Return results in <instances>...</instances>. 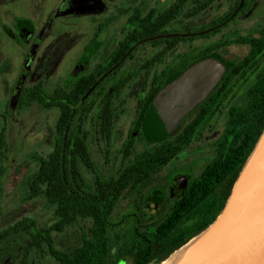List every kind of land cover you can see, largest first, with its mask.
I'll use <instances>...</instances> for the list:
<instances>
[{
	"label": "flooded vegetation",
	"instance_id": "flooded-vegetation-1",
	"mask_svg": "<svg viewBox=\"0 0 264 264\" xmlns=\"http://www.w3.org/2000/svg\"><path fill=\"white\" fill-rule=\"evenodd\" d=\"M174 1L168 4L160 1L152 3V0H66L65 3H61L58 12L65 13L67 21L73 22L74 26L65 30L66 33L72 34L70 36L72 40H67V42L68 45L71 44L73 52L71 51L69 66L65 71L63 70L62 74L56 69L53 70L54 66L59 65L62 51L59 52L58 46L51 40L49 47L52 70L55 76L63 77V84L56 83L51 92L46 89L41 80L32 85L43 84L47 94L51 95V100L53 98L63 100L68 106L73 105L72 100L78 93L91 87L80 102L87 100L83 114L79 118L78 116L73 117L77 120V124L74 125L75 129L69 133V138H66L69 140V146L77 147L78 137L86 144L91 166L83 161L78 162L77 166L89 182L96 184L100 177L116 176L125 166L133 165L146 170L147 176L142 179L143 181H139L141 186L133 194L125 193L120 196V198H138L141 209L132 205V211L129 216L127 215L131 221V229L119 227L124 225L127 216L122 218L124 219L122 222L116 224L119 239L113 245V251L109 254L107 264H137L143 261H150L148 264H163L171 256L162 260L166 251L205 224L209 216L207 209H203L201 215L182 224L179 232L176 230L168 236L166 233H168L167 228L171 215V201L195 198V195H199V198H218L220 194V198H223L225 184L227 187L232 178L231 173L228 172L226 183H223V177L218 179L214 171L216 165L214 162L218 160V156L223 151L221 137L226 129L230 109L234 106L231 105L233 98H227L219 110L207 109L206 104L203 103L217 87L200 105L184 117L175 131L163 140L153 139L150 127V108L156 99L154 92L157 90L161 92L175 78L188 74L204 60L216 59L218 42L215 38L221 29L210 36L204 35L203 32L206 34L213 32V28L206 29V27L225 17L229 9L226 0H219L203 11L201 4H196L192 16L190 11H185L183 12L184 18H179L175 22L179 31L176 36L168 33L169 24L165 28L166 33L163 34L159 32L164 29L161 31L153 29L151 24L147 28L139 27V20L147 22L150 15L164 13ZM19 2L20 0H0V8L2 5H8L16 9L15 6ZM220 2H223L226 11L219 16L211 17L208 21H202L207 19L208 14H211ZM249 9V7L243 10L240 8L224 23L225 26L232 24ZM138 16L142 19L138 20ZM41 19L40 9L34 11L33 18H24L15 10L7 12L6 15H0V36L5 34V41L11 44L10 51L6 52L7 57H19L24 61V68L13 85V96H16L15 107H17L20 94L27 88L24 85L27 77L32 71L37 72L34 63L38 54L43 52V43L49 40L46 34H40ZM118 24L117 34L104 36ZM171 37L180 38L181 41H171ZM202 40L206 42L209 40L210 44L207 43L209 46L205 45L203 48L194 46L201 44ZM183 47L193 50L185 51L177 57V53ZM209 49L210 52L207 51ZM260 67H264V62ZM57 94H60L59 97H56ZM131 99L135 101L133 119L118 152L119 157L116 156L117 165L114 173L106 177L93 156V149L95 148L104 156L112 154L119 114L125 111ZM209 102L211 103L212 100ZM54 108L58 114V121L60 108ZM73 108L76 110L77 106ZM210 111L211 114L208 115ZM108 113L112 117L110 131ZM2 117L5 118L4 115ZM223 117H225L223 126L218 130ZM55 133L56 130L52 151L55 146ZM180 135L184 138L193 135L192 142L180 148H165L167 154H174L173 158L170 162L154 169L150 162L152 153L163 150L154 145L170 139L174 140ZM73 152L74 150L71 149V156ZM72 160L71 158L69 166H73ZM146 160L149 162L145 163ZM209 169L212 171H208ZM206 172H210L209 175ZM219 184L221 185L220 191L217 189ZM141 198H145L149 204H144L145 206L141 204L144 203ZM86 222L89 221L83 220L79 223L82 234L77 246L83 243L90 232V225L89 228L81 226ZM54 223L55 221L48 227L53 226ZM66 229L58 231L51 228V238L54 249L65 252L70 259L77 246L60 249L54 239L55 233H62ZM123 240L130 242L138 240L140 249L134 252L127 251L130 245L122 243ZM28 247H30L29 244L23 243L15 255L8 254L5 258H0V264H34L32 255L37 251H45V248L54 262L62 264L52 255L49 245L34 248L33 251ZM148 247L151 248L148 250Z\"/></svg>",
	"mask_w": 264,
	"mask_h": 264
},
{
	"label": "trees",
	"instance_id": "trees-1",
	"mask_svg": "<svg viewBox=\"0 0 264 264\" xmlns=\"http://www.w3.org/2000/svg\"><path fill=\"white\" fill-rule=\"evenodd\" d=\"M219 0H175L168 10L161 14H152L147 18V22L140 21L139 27L147 28L151 24L153 29H159V34L166 33L165 28L169 24L168 33L176 36L179 31L175 22L179 18H184L183 12L190 11L194 14L196 4H201V10H205ZM259 0H226L228 11L225 17L218 19L206 29H212L213 32L205 33L210 36L218 33L226 24H224L240 8H251ZM189 9V10H187ZM241 12V10H240ZM239 12V13H240ZM165 26V27H163ZM176 28V29H175ZM215 28V29H214ZM208 32V31H207ZM142 34V32H140ZM158 34V33H157ZM205 36V37H206ZM171 41L179 42L180 38L171 37ZM241 42L249 47L248 54L242 59L229 62H219L217 59H207L202 63H213L221 68L223 78L215 91L203 103L208 110L216 108L219 110L221 104L227 98H233L249 83L250 78L256 74L261 64L264 62V25L254 30L253 34L241 39ZM218 50V49H217ZM210 52V49L207 50ZM178 78V77H177ZM176 79V78H175ZM174 79V80H175ZM91 86V85H90ZM89 87V86H88ZM91 88V87H89ZM88 89L77 94L72 100V106L65 104L63 100H51L43 84L27 87L20 94L17 101V111L21 112L33 105H42L46 108H60V116L55 126V146L53 151L46 158H39L38 170L27 182L28 195L31 199L40 198L49 206L55 209V223L53 226H40L32 218H23L20 221L8 226L0 231V258H5L8 254L18 253L19 246L23 243L29 244V250L49 245L52 255L62 264H107L109 254L113 251L114 243L118 242L119 235L116 231L118 225L114 222V214L119 204L123 200H129V204L140 208L138 198H120L123 194H133L141 185L146 177V170L135 166H125L122 171L109 178L100 177L98 183L89 182L83 175L82 170L77 166L80 161L91 166L90 154L87 146L78 137L77 147L69 146V133L75 129L78 118L83 114V108L87 100L80 103ZM160 93V90L154 92V98ZM57 94L56 97H59ZM54 97V96H53ZM212 102L210 103L209 101ZM71 102V101H70ZM202 104V105H203ZM73 106H77L74 110ZM151 109V108H150ZM211 114V111L208 115ZM108 128L111 127V114L108 113ZM264 130V73L260 74L258 79L247 89L246 100L241 106H233L230 109L226 129L221 137L223 151L218 156L214 171L218 179L223 177V183H226L228 172L231 173L230 183L225 184L223 198H182L171 201L169 218L168 236L174 231H180V227L191 218L201 215L203 209L208 211V220L200 228L190 234L186 239H182L176 245L170 247L162 260L167 259L175 251L184 246L192 238L200 234L209 227L223 210L248 157L254 149L259 137ZM193 135L183 137L180 135L174 140L160 142L154 145L163 150L152 153L150 162L154 169L171 161L174 154L166 153L165 148H180L187 146L192 142ZM73 149V155L70 150ZM78 149V150H75ZM71 158L73 166L71 164ZM149 162L146 160L145 163ZM208 171H212L209 169ZM207 173V172H206ZM210 173V172H209ZM207 173V175H209ZM146 179V178H145ZM135 185V186H134ZM218 191L221 185L217 186ZM143 199L144 203L149 204ZM144 205V206H145ZM141 209V208H140ZM83 220L90 222V232L83 243L74 248L73 255L69 259L65 252L57 251L53 247L51 238V228L63 231L71 225H79ZM134 235V232H132ZM122 243L129 244L127 251H138L140 247L137 241L123 240ZM130 248V249H129ZM151 247H148V250ZM124 250V249H123ZM30 252V251H29ZM16 257V256H15ZM13 258V256L11 257ZM150 261H143L137 264H148Z\"/></svg>",
	"mask_w": 264,
	"mask_h": 264
},
{
	"label": "rangeland",
	"instance_id": "rangeland-1",
	"mask_svg": "<svg viewBox=\"0 0 264 264\" xmlns=\"http://www.w3.org/2000/svg\"><path fill=\"white\" fill-rule=\"evenodd\" d=\"M65 1L20 0L15 6L16 9L8 5H2L0 8L1 16L15 10L24 18H33L35 10L40 9L41 11L40 34H46L49 40L43 43V52L39 53L41 55L37 53L38 57L34 63L37 72L33 73L32 71L27 77L24 84L27 87L41 80L46 89L51 92L56 83L63 84V77L55 76L53 70L56 69L62 74L63 70L65 71L66 67L69 66V60L73 52L71 44L68 45L67 42V40H72L70 38L72 34L65 31L74 26L73 22L71 20L67 21L65 13L58 12L61 3H65ZM159 1L170 4L173 0H152V3ZM225 9L223 2L218 3L215 10L208 14L207 19L202 21H208L211 17L223 14L226 11ZM262 24H264V0H259L247 13L239 16L232 24L224 26L220 30L215 38L218 42L216 59L223 63L245 57L248 54L249 47L242 43L241 39L253 34L254 30ZM118 28L119 24L104 36L117 34ZM5 37V34L0 36V231L23 218H32L43 227L50 226L54 221L55 209L40 198L31 199L28 195L27 182L38 170L39 158H46L52 151L58 114L55 108H46L37 104L21 112L17 111L15 107L16 96H13V85L20 71L24 68V61L19 57H7L6 52L10 51L11 44L5 41ZM50 40L56 43L59 52L62 51L59 65L54 66L53 70L51 53L49 52ZM209 42V40L207 42L202 40L201 44L194 46L203 48L205 45L209 46L207 44ZM192 50L183 47L177 53V57L185 51ZM262 73H264V67H260L249 83L242 90H239L236 96L233 97L231 105H243L246 90ZM134 107L135 101L131 99L125 111L119 114L112 154L104 156L95 148L93 149V156L106 177L114 173L117 165L116 156L119 157L118 152L127 136L128 127L134 115ZM224 120L225 117H223V122L219 125L218 130L222 128ZM131 207L129 200H123L119 204L114 214L115 224L122 222L124 216H129L132 211ZM128 216L124 225L119 227L127 230L131 229V221ZM89 225L90 222L81 224V226L87 228H89ZM81 234L80 226L73 225L67 227L62 233H55L54 239L58 248L68 249L76 247L80 243ZM32 260L34 264H58L50 258L46 248L43 252H35L32 255Z\"/></svg>",
	"mask_w": 264,
	"mask_h": 264
},
{
	"label": "water",
	"instance_id": "water-1",
	"mask_svg": "<svg viewBox=\"0 0 264 264\" xmlns=\"http://www.w3.org/2000/svg\"><path fill=\"white\" fill-rule=\"evenodd\" d=\"M222 78L221 68L207 62L164 88L151 107L153 139L175 131ZM183 248L178 264H264V130L219 216Z\"/></svg>",
	"mask_w": 264,
	"mask_h": 264
},
{
	"label": "bare ground",
	"instance_id": "bare-ground-1",
	"mask_svg": "<svg viewBox=\"0 0 264 264\" xmlns=\"http://www.w3.org/2000/svg\"><path fill=\"white\" fill-rule=\"evenodd\" d=\"M186 254V249H180L175 252L168 260H166L163 264H178L181 262Z\"/></svg>",
	"mask_w": 264,
	"mask_h": 264
}]
</instances>
